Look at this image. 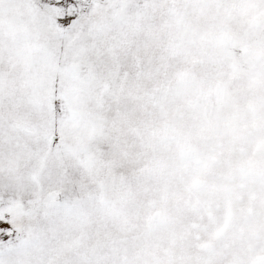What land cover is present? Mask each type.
Returning <instances> with one entry per match:
<instances>
[{
    "label": "snow or ice",
    "instance_id": "6c2138e0",
    "mask_svg": "<svg viewBox=\"0 0 264 264\" xmlns=\"http://www.w3.org/2000/svg\"><path fill=\"white\" fill-rule=\"evenodd\" d=\"M0 264H264V0H0Z\"/></svg>",
    "mask_w": 264,
    "mask_h": 264
}]
</instances>
